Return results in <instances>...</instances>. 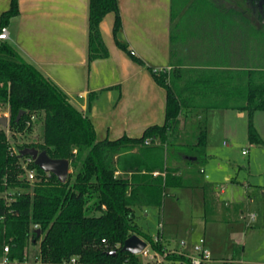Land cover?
I'll return each mask as SVG.
<instances>
[{
	"label": "trees",
	"instance_id": "trees-1",
	"mask_svg": "<svg viewBox=\"0 0 264 264\" xmlns=\"http://www.w3.org/2000/svg\"><path fill=\"white\" fill-rule=\"evenodd\" d=\"M189 1L170 0L172 22L179 18L172 27L170 70H150L166 92L164 123L149 126L137 138L98 141L90 119L67 95L7 41H0V107L8 111V126L29 129L30 117L43 114L41 142L23 145L17 153L11 151L0 127V251L9 246V264H26L28 248L35 244L38 254L30 264H71L74 257L77 264H142L138 255L122 251L124 241L134 234L164 254L160 242L139 230L134 209L160 207L167 188L186 185L170 166L171 160L195 167L207 163L205 131H199L191 147L170 141L179 132L181 115L189 110L233 109L248 111L250 116L264 111V8L256 6L257 0H243L255 5L254 10L229 7L219 15L212 9L211 16L208 6L214 7L209 0L191 1L189 11L205 15L203 22H219L222 38L205 48L209 60L186 66L173 59L183 27L179 13ZM110 12L115 16V37L121 26L116 0H89V59L107 56L99 24ZM17 14V0H11L0 17V27ZM116 44L143 65L124 44L117 40ZM248 139L263 143L251 121ZM26 147L44 151L52 159L68 160L72 172L66 182L60 183L34 162L26 166L36 174L29 181L23 168L26 156L18 155ZM241 254L242 247L234 248L226 264H235ZM166 257L189 264L183 255Z\"/></svg>",
	"mask_w": 264,
	"mask_h": 264
},
{
	"label": "crops",
	"instance_id": "crops-1",
	"mask_svg": "<svg viewBox=\"0 0 264 264\" xmlns=\"http://www.w3.org/2000/svg\"><path fill=\"white\" fill-rule=\"evenodd\" d=\"M10 2L0 0V17L9 9ZM116 3L121 21L116 36L113 35L114 13H107L99 24L107 50L105 57L88 58L89 0H17L18 14L6 25L7 43L90 119L98 141L122 136L137 138L149 126L164 123L166 92L155 82L150 70H170L172 65L174 22L170 0H116ZM216 25L198 21L190 26L187 36L193 46L190 49L178 46L173 60L186 66L209 60L200 44H209L210 38L219 37L216 29L220 27ZM183 38L185 35L179 39ZM116 40L134 52L143 65L120 49ZM185 114V119H182L184 113L180 117L179 132L170 141L191 147L198 133L184 128L191 117L188 112ZM170 166L183 176L186 185L167 188L160 207L135 208V219L138 211L147 217V210L152 209L160 218L156 235L163 246L165 235H182L189 241L198 234L199 239H204L213 263L231 261L234 248L240 246L242 210L248 211L251 198L239 199L238 184L227 175L224 181L230 184L218 191L215 181L204 179L203 166L178 160H171ZM263 187L260 193L264 218ZM227 190L230 191L226 193ZM222 196L226 197L222 199ZM247 227L246 223L244 228ZM217 253H223L222 261L214 259ZM241 262L240 257L235 264Z\"/></svg>",
	"mask_w": 264,
	"mask_h": 264
},
{
	"label": "rangeland",
	"instance_id": "rangeland-1",
	"mask_svg": "<svg viewBox=\"0 0 264 264\" xmlns=\"http://www.w3.org/2000/svg\"><path fill=\"white\" fill-rule=\"evenodd\" d=\"M191 1L193 0H190L179 13V16H183L180 25L183 27L179 35L180 38L181 35H185V39H179L175 45L176 48L184 45L190 49L193 45L190 44L192 42L188 39L189 36H187L188 32L191 31L189 27L193 26L195 22H203L205 20V15L199 13L197 15L196 12L189 11L193 8L190 7ZM209 1L214 7L208 6L211 16L213 15L212 9H217L219 15L223 13L224 9H228L229 7L242 10L248 9L244 3L245 0H238L239 2L237 0ZM247 15H250V13L247 12ZM178 20L179 18L177 17L174 22ZM218 23L216 26L219 27L220 24L218 25ZM216 32L219 33L220 31L216 29ZM219 37L222 38L221 36ZM220 38L217 40L219 41ZM209 41L215 42V39L210 38ZM207 44L208 42H201L200 46L207 48ZM186 112L191 114L193 121L190 117V123H184V128H187V130L193 129L197 133L200 130L206 132L208 162L203 165L204 179L215 181L218 187L217 190L220 191L230 184L224 181V176L227 175L230 180L237 182L238 185L236 186L238 187L239 199L243 201L251 198L252 200L248 211L246 209L242 210V220H240V224L242 225L240 226L241 230L239 235V240L241 241L238 247H242L243 252L241 256L242 262L239 264H264V218L261 209L262 195L260 193V187L264 186V111H255L250 116L248 111H237L233 109H210L205 112L189 110L184 112L182 119L186 118ZM0 117H7L9 119L6 108L0 107ZM250 121L262 140V144L251 143L249 141L248 126ZM0 127L4 128L7 134L11 151L17 153L23 145L41 142L43 114L34 116V119L29 125V129L19 130L15 127L10 128L8 125ZM243 151H246V154H243ZM166 156L167 153H165V158ZM71 172L72 168L70 167L69 173ZM229 191L227 190L226 193ZM225 197L222 196V199ZM147 212L148 216L145 217L143 213L138 211L135 222L139 230L148 234L150 237H154L157 234V225L160 218L158 213L152 209L147 210ZM243 218L245 219L243 220ZM246 223L248 227L245 229ZM165 239L164 246L167 250L162 254L164 260H160L161 255L148 245L149 254H154L155 257L149 259L142 254H138V258L142 264H179L178 262L168 260L166 256L168 254H178L176 252H183V256L184 254H193V246L198 242L199 235H194L193 239L189 241L185 240L182 235L177 234L165 235ZM37 254L38 244L30 245L26 264L32 263L35 257H37ZM213 257L215 260L222 261L224 255L223 253H217ZM209 263L224 264V262L213 263L212 258Z\"/></svg>",
	"mask_w": 264,
	"mask_h": 264
},
{
	"label": "water",
	"instance_id": "water-1",
	"mask_svg": "<svg viewBox=\"0 0 264 264\" xmlns=\"http://www.w3.org/2000/svg\"><path fill=\"white\" fill-rule=\"evenodd\" d=\"M23 112L20 111L16 116V122L21 117ZM8 125L7 117H0V126L5 127ZM19 157L25 156L31 157L34 164L41 169L43 172L53 174L60 183L66 182L69 175V161L66 159H52L44 151H39L34 147H26L19 151ZM147 243L141 237L134 234L127 238L122 246V251L132 255L140 254Z\"/></svg>",
	"mask_w": 264,
	"mask_h": 264
},
{
	"label": "built area",
	"instance_id": "built-area-1",
	"mask_svg": "<svg viewBox=\"0 0 264 264\" xmlns=\"http://www.w3.org/2000/svg\"><path fill=\"white\" fill-rule=\"evenodd\" d=\"M7 39H8V31H7L6 26L0 27V41H7ZM130 53H131V55H134V52L131 51ZM161 71H164V70H161ZM166 71H168V70H166ZM154 72H159V71L155 70ZM33 119H34V115L30 117V120L28 122H26V125L29 126ZM147 143L148 142H146V144ZM242 153L246 154V151H243ZM32 162H33V160L31 159V157L26 156L23 168H25V170H26L27 179L29 181H33L36 177L35 170L26 168V166ZM34 228H37V226L35 225ZM152 238H153V241L155 243L160 242V238L158 235H156ZM147 246H148V244L146 245V247L144 248V250L140 254L148 257L149 259H152L153 257H155V255L149 254V249ZM193 251H194V253L191 255L190 254H184V257L188 258L189 264H203V263L207 264L211 258L210 251L205 246V241L203 238H200L198 240V242L196 244H194ZM176 253H178V255H183V253H181V252H176ZM165 256H166V254H165ZM160 260H162V261L164 260V257H162V255H161ZM10 262L11 261L9 259V246L4 245L0 251V264H9ZM70 263L71 264H77L76 258L75 257L71 258Z\"/></svg>",
	"mask_w": 264,
	"mask_h": 264
},
{
	"label": "flooded vegetation",
	"instance_id": "flooded-vegetation-1",
	"mask_svg": "<svg viewBox=\"0 0 264 264\" xmlns=\"http://www.w3.org/2000/svg\"><path fill=\"white\" fill-rule=\"evenodd\" d=\"M256 6H258L260 9L264 8V0H257ZM255 5H247V8H252V10H254V8L256 7ZM247 10V9H246Z\"/></svg>",
	"mask_w": 264,
	"mask_h": 264
}]
</instances>
